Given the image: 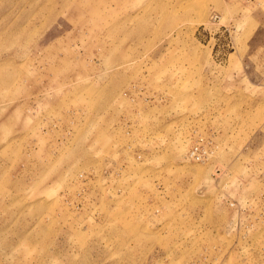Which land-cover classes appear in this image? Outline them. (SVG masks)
<instances>
[{"label": "rangeland", "instance_id": "obj_1", "mask_svg": "<svg viewBox=\"0 0 264 264\" xmlns=\"http://www.w3.org/2000/svg\"><path fill=\"white\" fill-rule=\"evenodd\" d=\"M0 264H264V0H0Z\"/></svg>", "mask_w": 264, "mask_h": 264}, {"label": "built area", "instance_id": "obj_2", "mask_svg": "<svg viewBox=\"0 0 264 264\" xmlns=\"http://www.w3.org/2000/svg\"><path fill=\"white\" fill-rule=\"evenodd\" d=\"M194 152L191 154V156H193ZM197 159V158H196Z\"/></svg>", "mask_w": 264, "mask_h": 264}]
</instances>
